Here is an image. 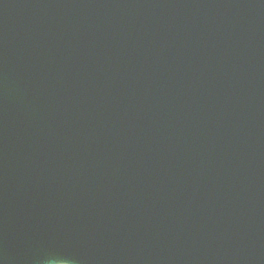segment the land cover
Returning a JSON list of instances; mask_svg holds the SVG:
<instances>
[{
    "label": "water",
    "instance_id": "1",
    "mask_svg": "<svg viewBox=\"0 0 264 264\" xmlns=\"http://www.w3.org/2000/svg\"><path fill=\"white\" fill-rule=\"evenodd\" d=\"M264 264V0H0V264Z\"/></svg>",
    "mask_w": 264,
    "mask_h": 264
},
{
    "label": "clouds",
    "instance_id": "2",
    "mask_svg": "<svg viewBox=\"0 0 264 264\" xmlns=\"http://www.w3.org/2000/svg\"><path fill=\"white\" fill-rule=\"evenodd\" d=\"M46 264H69V261L66 259H55L47 261Z\"/></svg>",
    "mask_w": 264,
    "mask_h": 264
}]
</instances>
